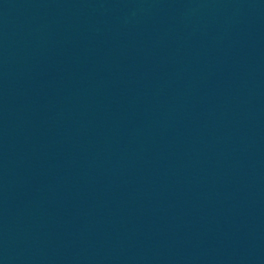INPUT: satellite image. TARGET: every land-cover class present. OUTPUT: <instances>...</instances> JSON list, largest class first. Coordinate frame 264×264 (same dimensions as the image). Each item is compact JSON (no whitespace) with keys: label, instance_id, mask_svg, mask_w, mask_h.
Here are the masks:
<instances>
[{"label":"water","instance_id":"water-1","mask_svg":"<svg viewBox=\"0 0 264 264\" xmlns=\"http://www.w3.org/2000/svg\"><path fill=\"white\" fill-rule=\"evenodd\" d=\"M0 264H264V0H0Z\"/></svg>","mask_w":264,"mask_h":264}]
</instances>
